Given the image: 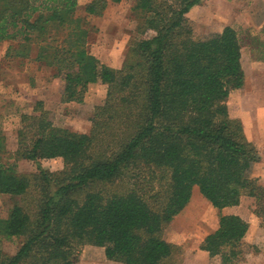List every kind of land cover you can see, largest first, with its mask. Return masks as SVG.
Returning a JSON list of instances; mask_svg holds the SVG:
<instances>
[{"label": "trees", "instance_id": "16d2710c", "mask_svg": "<svg viewBox=\"0 0 264 264\" xmlns=\"http://www.w3.org/2000/svg\"><path fill=\"white\" fill-rule=\"evenodd\" d=\"M35 1L0 0V42L24 38L7 56L55 69L63 103H84L92 84L108 92L89 134L55 127L42 102L37 114L22 115L15 162L61 158L65 169L22 174L0 161V196L37 192L34 208L17 204L0 219V240L24 238L15 255L0 252V264H76L85 245L122 264H165L178 252L165 228L195 187L218 211L254 198L264 222V186L251 177L259 151L229 114L231 93L245 84L233 27L195 39L188 14L201 0H137L140 32L154 35L136 41L126 65L114 69L87 50L74 18L78 0ZM121 1L92 0L85 11L102 16ZM70 25L63 44L47 37L53 26ZM2 147L0 138V155ZM127 179L147 180L149 191ZM248 231L241 217L219 213V228L201 250L220 264H239Z\"/></svg>", "mask_w": 264, "mask_h": 264}, {"label": "rangeland", "instance_id": "374dc122", "mask_svg": "<svg viewBox=\"0 0 264 264\" xmlns=\"http://www.w3.org/2000/svg\"><path fill=\"white\" fill-rule=\"evenodd\" d=\"M92 0H78L74 18L80 19V30L86 32V48L101 63L122 69L129 61L134 43L142 38L151 37L153 32H140L142 16L134 10L137 0L110 2L102 16H91L85 11ZM40 4L41 0H36ZM193 28V37L201 39L222 31L226 26L233 27L242 45V64L245 71V84L231 93L228 101L232 119L242 122L247 139L258 150L264 149V0H201L188 14ZM68 27V26H67ZM70 28L53 26L49 34L54 45L63 44L72 35ZM24 40L20 36L15 41L0 42V138L3 152L0 161L16 164L17 172L37 173L39 169L58 174L65 169L63 159L56 158L37 162L20 160L15 162L18 149V132L22 115H35L36 105L50 113L55 127L75 133L89 134L96 108L102 106L107 98L108 86L92 84L85 101L63 103L64 82L55 76V69L31 59L8 57L11 48L19 47ZM143 191H147L148 181L127 179ZM127 184H117L118 188ZM149 191V188H148ZM37 192L27 198L10 195L0 196V219H8L11 210L17 205L28 203L35 206ZM251 211L261 208L250 203ZM219 213L200 194L198 187L193 189L191 203L181 214L167 225L165 239L178 247V252L165 264H220L218 259L202 260L196 257V248L208 233L214 230ZM264 227V222L262 221ZM24 238L0 240V252L15 255ZM239 264H264V230H252L243 243ZM76 264H122L107 259L105 249L85 245L78 252Z\"/></svg>", "mask_w": 264, "mask_h": 264}, {"label": "crops", "instance_id": "0c3cea01", "mask_svg": "<svg viewBox=\"0 0 264 264\" xmlns=\"http://www.w3.org/2000/svg\"><path fill=\"white\" fill-rule=\"evenodd\" d=\"M222 31H220V32H222ZM220 32H218V33H220ZM263 147H264V145H263ZM258 151H259V156H260V162H258L254 165L252 173H251V177L253 179H257L258 183L260 185L264 186V149L263 150L260 149ZM254 202H255L254 198L248 197V196H243L239 206L227 207L221 211H218L215 209L216 211H218V213H221L222 215L239 216L249 224V231H248L246 237L244 238V241L247 240V237L252 230H264V227L262 226L261 219L254 213V211H251L250 203H254ZM190 203H191V201H190ZM178 216H176L175 218H177ZM218 228H219V219L217 221L216 226L214 227V230L211 231L210 233H208L206 236L215 232ZM201 243H199V245L196 248V251H197L196 257H198L202 260H205V259L208 260L210 258L209 254L207 252L201 250Z\"/></svg>", "mask_w": 264, "mask_h": 264}]
</instances>
